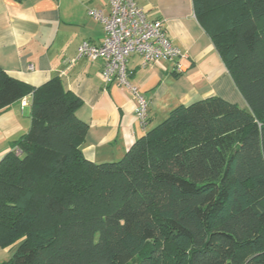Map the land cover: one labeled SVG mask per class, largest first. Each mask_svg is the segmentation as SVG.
Segmentation results:
<instances>
[{"label": "trees", "instance_id": "1", "mask_svg": "<svg viewBox=\"0 0 264 264\" xmlns=\"http://www.w3.org/2000/svg\"><path fill=\"white\" fill-rule=\"evenodd\" d=\"M247 108L174 109L116 162L82 147V101L0 68V113L30 95L31 127L0 160L4 264H264V0H193Z\"/></svg>", "mask_w": 264, "mask_h": 264}, {"label": "crops", "instance_id": "2", "mask_svg": "<svg viewBox=\"0 0 264 264\" xmlns=\"http://www.w3.org/2000/svg\"><path fill=\"white\" fill-rule=\"evenodd\" d=\"M150 21H161L183 58L143 66L128 60L129 80L148 104L149 120L136 118L134 96L102 80L104 62L78 57L84 42L101 45L106 33L89 11L110 14L108 0H0V68L11 78L39 87L61 79L82 106L76 116L89 130L84 157L96 164L119 161L146 133L180 106L219 97L241 108L247 103L237 89L212 39L195 16L193 0H135ZM177 65L182 72L177 73ZM30 95L0 113V160L31 127ZM17 245L0 249V264L8 262Z\"/></svg>", "mask_w": 264, "mask_h": 264}, {"label": "built area", "instance_id": "3", "mask_svg": "<svg viewBox=\"0 0 264 264\" xmlns=\"http://www.w3.org/2000/svg\"><path fill=\"white\" fill-rule=\"evenodd\" d=\"M110 14L89 11V16L101 23L106 36L101 45L84 42L78 49V57L91 62L102 60L105 84L114 83L129 91L137 101L136 118L142 126L149 120L148 104L145 98L129 80L128 60L133 55L142 59L143 66L162 61L179 60L184 56L167 36L161 21H150L135 0H108ZM177 65V73L182 72Z\"/></svg>", "mask_w": 264, "mask_h": 264}]
</instances>
